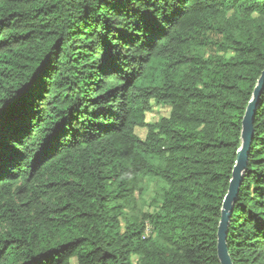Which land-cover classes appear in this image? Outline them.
I'll list each match as a JSON object with an SVG mask.
<instances>
[{"label": "trees", "instance_id": "trees-1", "mask_svg": "<svg viewBox=\"0 0 264 264\" xmlns=\"http://www.w3.org/2000/svg\"><path fill=\"white\" fill-rule=\"evenodd\" d=\"M263 70L264 0H0V264H220ZM252 126L233 264H264V86Z\"/></svg>", "mask_w": 264, "mask_h": 264}, {"label": "water", "instance_id": "water-1", "mask_svg": "<svg viewBox=\"0 0 264 264\" xmlns=\"http://www.w3.org/2000/svg\"><path fill=\"white\" fill-rule=\"evenodd\" d=\"M263 86L264 70L257 81L252 93V98L249 101L242 118L241 145L237 150L231 179L225 197L222 201L221 215L217 230V256L220 264H233L226 247L227 225L233 210V203L236 200L239 191L243 173L247 167L249 146L253 137V119L256 112L258 96Z\"/></svg>", "mask_w": 264, "mask_h": 264}, {"label": "rangeland", "instance_id": "rangeland-1", "mask_svg": "<svg viewBox=\"0 0 264 264\" xmlns=\"http://www.w3.org/2000/svg\"><path fill=\"white\" fill-rule=\"evenodd\" d=\"M168 111L165 107L153 106L151 112L147 113V121L157 120L160 116L167 115ZM136 133L143 137L145 130L137 128ZM140 192L136 195V211L150 213L154 210V198L160 193L163 183L160 179L148 175L141 174L138 177ZM150 227L147 225V229Z\"/></svg>", "mask_w": 264, "mask_h": 264}, {"label": "built area", "instance_id": "built-area-1", "mask_svg": "<svg viewBox=\"0 0 264 264\" xmlns=\"http://www.w3.org/2000/svg\"><path fill=\"white\" fill-rule=\"evenodd\" d=\"M147 234H148V230L145 231V233L143 234V237H144L145 235H147Z\"/></svg>", "mask_w": 264, "mask_h": 264}]
</instances>
